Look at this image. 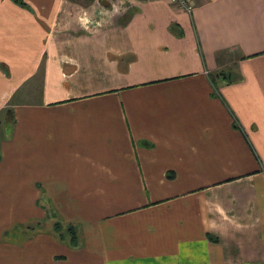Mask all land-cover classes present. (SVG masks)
I'll use <instances>...</instances> for the list:
<instances>
[{
	"label": "crops",
	"instance_id": "1",
	"mask_svg": "<svg viewBox=\"0 0 264 264\" xmlns=\"http://www.w3.org/2000/svg\"><path fill=\"white\" fill-rule=\"evenodd\" d=\"M191 3L0 0V264H264V0Z\"/></svg>",
	"mask_w": 264,
	"mask_h": 264
},
{
	"label": "built area",
	"instance_id": "2",
	"mask_svg": "<svg viewBox=\"0 0 264 264\" xmlns=\"http://www.w3.org/2000/svg\"><path fill=\"white\" fill-rule=\"evenodd\" d=\"M166 1L175 5L178 9L184 10L189 13L193 9L191 0H166Z\"/></svg>",
	"mask_w": 264,
	"mask_h": 264
},
{
	"label": "trees",
	"instance_id": "3",
	"mask_svg": "<svg viewBox=\"0 0 264 264\" xmlns=\"http://www.w3.org/2000/svg\"><path fill=\"white\" fill-rule=\"evenodd\" d=\"M222 76V80L223 81H225V82H227V83H232V82H236L238 79L236 78V79H229L228 77H227V75H225V74H222L221 75ZM9 111V114L10 115H12L11 113H12V110H8ZM58 227V226H57ZM71 229V228H70ZM69 229V232H71L72 234H73V231L72 230H70ZM75 237V236H74Z\"/></svg>",
	"mask_w": 264,
	"mask_h": 264
},
{
	"label": "rangeland",
	"instance_id": "4",
	"mask_svg": "<svg viewBox=\"0 0 264 264\" xmlns=\"http://www.w3.org/2000/svg\"><path fill=\"white\" fill-rule=\"evenodd\" d=\"M79 1H82V0H79ZM83 1H88V0H83ZM90 1H92V0H90ZM226 74H228V73H226Z\"/></svg>",
	"mask_w": 264,
	"mask_h": 264
}]
</instances>
